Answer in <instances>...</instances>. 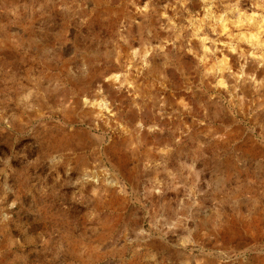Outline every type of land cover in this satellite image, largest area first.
Segmentation results:
<instances>
[{
    "label": "rangeland",
    "instance_id": "374dc122",
    "mask_svg": "<svg viewBox=\"0 0 264 264\" xmlns=\"http://www.w3.org/2000/svg\"><path fill=\"white\" fill-rule=\"evenodd\" d=\"M263 10L0 0V264H264Z\"/></svg>",
    "mask_w": 264,
    "mask_h": 264
},
{
    "label": "bare ground",
    "instance_id": "6f19581e",
    "mask_svg": "<svg viewBox=\"0 0 264 264\" xmlns=\"http://www.w3.org/2000/svg\"><path fill=\"white\" fill-rule=\"evenodd\" d=\"M240 4H241V3H240ZM242 4H243V3H242ZM259 8H260V7H259ZM263 11H264V10H263ZM236 23H237V22H236ZM250 23H251V22H250ZM239 25H240V24H239ZM253 35H254V34H253ZM247 72H248V73H249V72L252 73V72H254V71H253L252 67L249 66ZM248 76H251V77H254V76L257 77V76H258V77H260L261 75H248ZM241 136H242V135H241Z\"/></svg>",
    "mask_w": 264,
    "mask_h": 264
}]
</instances>
